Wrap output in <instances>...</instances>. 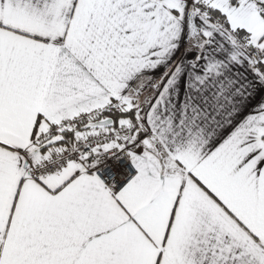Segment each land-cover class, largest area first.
<instances>
[{"label": "snow or ice", "instance_id": "6c2138e0", "mask_svg": "<svg viewBox=\"0 0 264 264\" xmlns=\"http://www.w3.org/2000/svg\"><path fill=\"white\" fill-rule=\"evenodd\" d=\"M0 264H264V0H0Z\"/></svg>", "mask_w": 264, "mask_h": 264}]
</instances>
